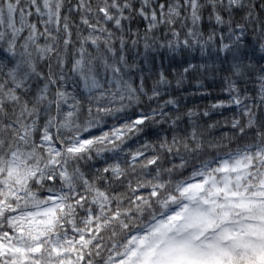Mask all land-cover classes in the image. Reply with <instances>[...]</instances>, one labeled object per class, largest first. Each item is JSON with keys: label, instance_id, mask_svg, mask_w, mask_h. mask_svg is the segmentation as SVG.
<instances>
[{"label": "snow or ice", "instance_id": "obj_1", "mask_svg": "<svg viewBox=\"0 0 264 264\" xmlns=\"http://www.w3.org/2000/svg\"><path fill=\"white\" fill-rule=\"evenodd\" d=\"M0 264H264V0H0Z\"/></svg>", "mask_w": 264, "mask_h": 264}]
</instances>
